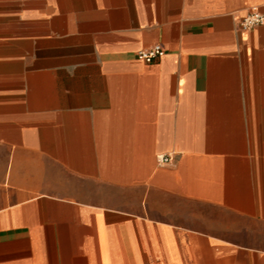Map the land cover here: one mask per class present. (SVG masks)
Returning <instances> with one entry per match:
<instances>
[{
    "label": "crops",
    "instance_id": "1",
    "mask_svg": "<svg viewBox=\"0 0 264 264\" xmlns=\"http://www.w3.org/2000/svg\"><path fill=\"white\" fill-rule=\"evenodd\" d=\"M253 7L0 0V264H264Z\"/></svg>",
    "mask_w": 264,
    "mask_h": 264
},
{
    "label": "built area",
    "instance_id": "2",
    "mask_svg": "<svg viewBox=\"0 0 264 264\" xmlns=\"http://www.w3.org/2000/svg\"><path fill=\"white\" fill-rule=\"evenodd\" d=\"M240 28L243 31H249L259 25L264 24V13L257 7H253L250 12L239 19ZM164 55V49L160 44H155L150 48L139 51L138 56L147 63H152ZM173 160L171 154L158 156L161 164H170Z\"/></svg>",
    "mask_w": 264,
    "mask_h": 264
}]
</instances>
